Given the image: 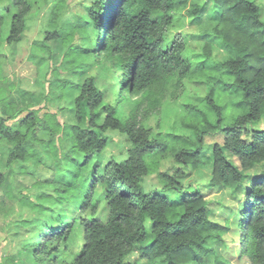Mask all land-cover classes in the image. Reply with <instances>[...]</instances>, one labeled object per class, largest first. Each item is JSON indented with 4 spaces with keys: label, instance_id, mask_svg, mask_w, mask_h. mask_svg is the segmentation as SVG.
<instances>
[{
    "label": "clouds",
    "instance_id": "clouds-1",
    "mask_svg": "<svg viewBox=\"0 0 264 264\" xmlns=\"http://www.w3.org/2000/svg\"><path fill=\"white\" fill-rule=\"evenodd\" d=\"M0 264H264V0H0Z\"/></svg>",
    "mask_w": 264,
    "mask_h": 264
}]
</instances>
